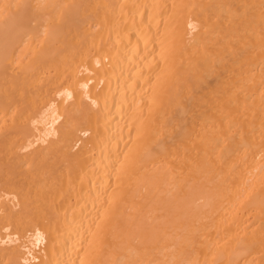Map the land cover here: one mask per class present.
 I'll return each instance as SVG.
<instances>
[{
    "label": "bare ground",
    "instance_id": "6f19581e",
    "mask_svg": "<svg viewBox=\"0 0 264 264\" xmlns=\"http://www.w3.org/2000/svg\"><path fill=\"white\" fill-rule=\"evenodd\" d=\"M0 264H264V0H0Z\"/></svg>",
    "mask_w": 264,
    "mask_h": 264
}]
</instances>
